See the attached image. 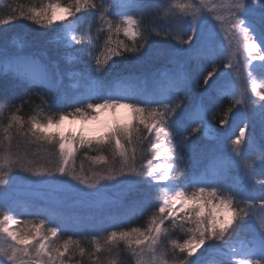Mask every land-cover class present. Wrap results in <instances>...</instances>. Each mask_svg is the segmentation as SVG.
I'll list each match as a JSON object with an SVG mask.
<instances>
[{"label":"snow or ice","instance_id":"6c2138e0","mask_svg":"<svg viewBox=\"0 0 264 264\" xmlns=\"http://www.w3.org/2000/svg\"><path fill=\"white\" fill-rule=\"evenodd\" d=\"M0 12V264H264V0Z\"/></svg>","mask_w":264,"mask_h":264},{"label":"rangeland","instance_id":"374dc122","mask_svg":"<svg viewBox=\"0 0 264 264\" xmlns=\"http://www.w3.org/2000/svg\"><path fill=\"white\" fill-rule=\"evenodd\" d=\"M128 118L127 109H117L115 113L109 110H102L95 121L88 122L87 125H83L88 131L89 135L98 134L106 126L110 125L114 119L126 120ZM80 121H65L62 125L63 131H76L81 127ZM18 203L23 205L31 203L34 200H46L50 196V192L47 188L41 186H23L18 190Z\"/></svg>","mask_w":264,"mask_h":264},{"label":"trees","instance_id":"16d2710c","mask_svg":"<svg viewBox=\"0 0 264 264\" xmlns=\"http://www.w3.org/2000/svg\"><path fill=\"white\" fill-rule=\"evenodd\" d=\"M7 3H13L14 5L23 4L25 6V8H27V7H31V6H39L42 3V0H0V9H3ZM0 14H2V12H0ZM119 38L124 39V37L122 35ZM30 107H31L30 105H25L23 112L21 114L22 115L30 114ZM89 154L91 155V154H95V153H89ZM80 157H81V159L84 160L85 167H87L88 161L86 159H84L83 153L80 154ZM79 164H80V160H77V166H79ZM21 218L23 219L24 217H21ZM62 238H64V237H61V239Z\"/></svg>","mask_w":264,"mask_h":264}]
</instances>
